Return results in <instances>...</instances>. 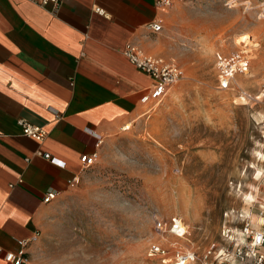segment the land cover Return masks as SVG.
Segmentation results:
<instances>
[{"label": "rangeland", "instance_id": "374dc122", "mask_svg": "<svg viewBox=\"0 0 264 264\" xmlns=\"http://www.w3.org/2000/svg\"><path fill=\"white\" fill-rule=\"evenodd\" d=\"M178 5L163 48L184 78L54 197L34 247L39 264H161L148 258L151 244L167 258L175 244L195 253L192 264H217L226 236L264 208V0ZM238 52L247 74L220 91L216 57ZM156 217L181 220L185 237L155 236Z\"/></svg>", "mask_w": 264, "mask_h": 264}, {"label": "crops", "instance_id": "0c3cea01", "mask_svg": "<svg viewBox=\"0 0 264 264\" xmlns=\"http://www.w3.org/2000/svg\"><path fill=\"white\" fill-rule=\"evenodd\" d=\"M178 2L160 13L152 0H63L51 14L49 5L0 0V264L19 242L26 243L29 264H39L34 247L53 205L42 196L68 193L83 171L80 157L99 153L119 127L144 115L139 98L151 81L122 51L136 43L145 55L164 59ZM155 18L162 30L150 35L146 27ZM18 119L41 127L46 138L22 136ZM258 212L259 225L249 223L264 234V208Z\"/></svg>", "mask_w": 264, "mask_h": 264}, {"label": "built area", "instance_id": "2783aa9c", "mask_svg": "<svg viewBox=\"0 0 264 264\" xmlns=\"http://www.w3.org/2000/svg\"><path fill=\"white\" fill-rule=\"evenodd\" d=\"M36 4L41 9H44L49 5L48 11L51 14H56L59 10L63 0H27ZM176 1L182 0H152L153 7L160 13H164L172 4ZM94 12L97 15H103L101 9H95ZM162 20L155 18L146 27L148 33L157 34L162 30ZM123 57L129 62V64L148 77L151 81V87L144 92L140 98L139 103L141 105H153L161 102L166 96L167 91L172 85L180 82L184 76L182 69L177 66L172 60L166 61L159 57H150L145 55L140 47L136 43H127L122 51ZM214 64L215 72L217 75L218 88L221 91L229 90L235 84L238 76H244L248 71V62L242 53H231L226 56H217ZM262 91L264 93V82L262 83ZM17 126L22 136L34 140L36 143H41L47 136L46 131L41 127L30 125L23 119L16 121ZM36 157H42L48 160L49 163H55L54 159H49L48 155L42 154L40 151L34 153ZM98 153L94 151L89 155L80 157L79 162L83 166V170L90 168L94 165ZM78 177H73L70 180L71 186L78 183ZM55 197V193L46 192L42 196V203L48 205L52 203ZM153 232L155 236L160 239L162 236H168L172 239H183L187 231L181 220L173 219L166 223L162 219L156 217L153 221ZM238 234L232 233V236H226L228 239L230 251L228 249L223 251H217V258L219 262L217 264H264V234L259 229L251 228L248 219H244L241 224ZM26 246L25 242H19L16 253H6L3 257V261L6 264H29L27 253L24 251ZM172 248V256L167 258L168 251L159 244H151L149 246L148 256L149 258H157L161 264H192L197 261V256L193 251L182 250L174 245H170ZM214 254V249L210 247L208 251L202 256V260L205 261L207 258ZM11 255L13 259H8ZM167 261V263H164Z\"/></svg>", "mask_w": 264, "mask_h": 264}, {"label": "bare ground", "instance_id": "6f19581e", "mask_svg": "<svg viewBox=\"0 0 264 264\" xmlns=\"http://www.w3.org/2000/svg\"><path fill=\"white\" fill-rule=\"evenodd\" d=\"M248 42H249V41H248L246 38H243V39H241V40L239 41L240 44H245V43H248ZM243 54H244V53H243ZM234 84H235V83H234ZM257 98H258V97H257ZM258 155H259L260 157H262L261 154H258ZM246 199L249 200L250 202H254L253 198H250V197H247V196H246ZM246 199H245V200H246ZM249 201H248V202H249ZM250 202H249V203H250ZM248 216H249V215H248ZM248 216L246 217V219H248V221H249ZM257 217H258V216H257ZM260 220H261L260 218H256V219L254 220V223H256L257 221L260 222ZM249 222H250V221H249ZM250 223H251L252 225H254L253 222H250ZM252 225H251V226H252ZM257 225H259V224L257 223ZM254 226H256V225H254ZM235 234H238V233L235 232ZM164 237H165V236H162V239H164ZM147 255H148V254H147ZM148 258H149V256H148ZM152 259H154V258H152ZM164 263H167V261H165Z\"/></svg>", "mask_w": 264, "mask_h": 264}, {"label": "snow or ice", "instance_id": "6c2138e0", "mask_svg": "<svg viewBox=\"0 0 264 264\" xmlns=\"http://www.w3.org/2000/svg\"><path fill=\"white\" fill-rule=\"evenodd\" d=\"M8 259H13V257L11 255L8 256Z\"/></svg>", "mask_w": 264, "mask_h": 264}]
</instances>
